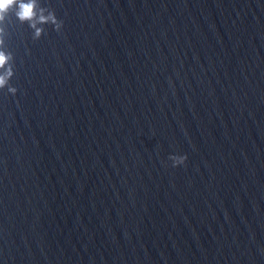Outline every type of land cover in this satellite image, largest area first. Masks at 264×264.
Wrapping results in <instances>:
<instances>
[{"label":"water","instance_id":"1","mask_svg":"<svg viewBox=\"0 0 264 264\" xmlns=\"http://www.w3.org/2000/svg\"><path fill=\"white\" fill-rule=\"evenodd\" d=\"M40 4L59 33L3 22L0 264H264V0Z\"/></svg>","mask_w":264,"mask_h":264},{"label":"clouds","instance_id":"2","mask_svg":"<svg viewBox=\"0 0 264 264\" xmlns=\"http://www.w3.org/2000/svg\"><path fill=\"white\" fill-rule=\"evenodd\" d=\"M12 8L16 9V18L33 30L34 40H38L44 34L43 25L50 24L53 30L59 33L64 21L57 17L55 10H49L41 5L40 0H0V89L7 87L8 92L15 95L17 88L9 83L15 74L13 65L10 63L13 60V54L4 49L5 28L3 26L6 15ZM169 159L175 167L184 164L187 156L172 154Z\"/></svg>","mask_w":264,"mask_h":264}]
</instances>
